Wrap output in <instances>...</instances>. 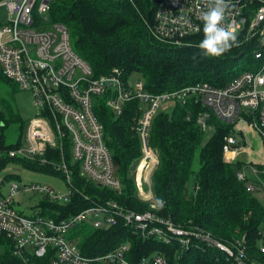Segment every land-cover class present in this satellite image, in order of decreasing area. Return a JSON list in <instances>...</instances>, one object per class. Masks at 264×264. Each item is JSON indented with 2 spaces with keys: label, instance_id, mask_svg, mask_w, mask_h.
<instances>
[{
  "label": "built area",
  "instance_id": "obj_1",
  "mask_svg": "<svg viewBox=\"0 0 264 264\" xmlns=\"http://www.w3.org/2000/svg\"><path fill=\"white\" fill-rule=\"evenodd\" d=\"M52 1L0 0V7L6 12L5 21H0V69L19 89L29 93L35 109L27 123L24 142L9 150V156L35 157L49 164L63 176L66 189L57 190L41 183L23 186L12 181L8 193L0 196V237L11 239L14 253L26 260L29 257L25 254L33 256L35 264H169L160 254L129 261L125 257L129 249L127 241L104 254L84 256L68 234L82 223L100 229L121 222L141 238H155L165 244L177 242V257L190 247L203 244L219 249L237 264H261L250 261L244 237L222 241L190 222L181 225L158 214L151 187L158 153L148 137L151 120L160 109H169L175 100L184 103L194 99L202 107L197 123L205 132L213 131L209 122L213 115L232 123L236 132L237 123L245 122L264 139V68L244 71L222 87L197 82L159 94L147 92L141 78L124 79L119 68L94 77L89 64L73 49L66 26L48 22ZM231 3L233 7L225 23L243 33L244 40L256 38L259 45L264 44V0H231ZM206 10L207 0H158L152 17V35L157 40L180 45L203 31L200 15ZM259 56L257 52L256 57ZM95 96H105L106 105L116 115L126 102H139L135 123L141 144L137 186L139 198L148 202L149 209L137 211L114 199H105L58 220L46 215L27 216L15 207V195L31 191L50 202L69 201L74 191L71 164L76 163L80 175L91 183L116 192L121 189L115 162L104 142L103 126L93 112ZM237 143L234 135L224 139L225 160L231 158ZM66 145L68 158L63 154ZM58 152L60 158L55 159ZM252 172L253 179L247 177L243 168L236 175L239 180L250 179L247 182L250 191L264 188V183L256 179L258 169L253 167ZM259 248L264 251V231Z\"/></svg>",
  "mask_w": 264,
  "mask_h": 264
},
{
  "label": "trees",
  "instance_id": "obj_2",
  "mask_svg": "<svg viewBox=\"0 0 264 264\" xmlns=\"http://www.w3.org/2000/svg\"><path fill=\"white\" fill-rule=\"evenodd\" d=\"M157 2L53 0L47 19L50 23L66 26L73 49L89 64L94 77L107 74L112 68L121 69L124 79L136 73L143 80L145 90L151 94L177 90L197 82L222 87L244 71L255 72L264 68V44L259 45L256 38L244 40L243 33L237 34L238 46H233L220 57H206L199 49L203 31L180 45L158 41L151 32ZM257 52L259 57H256ZM0 77L17 86L3 75L1 69ZM138 106V100L128 101L122 112L116 115L106 105L105 96L93 98V112L103 126L104 142L122 183L119 192L86 180L75 163L71 164L74 191L69 201L54 203L41 197L33 214L23 213L30 217L46 215L58 220L105 199H114L137 211L149 209L146 202L137 198L136 183L131 174L132 166L141 156L135 124ZM201 110V105L194 99L184 103L175 100L169 109H160L151 120L149 143L158 153L151 187L159 204L158 214L169 216L181 225L190 222L222 241L244 237L250 261L264 264V251L259 248L264 231V206L255 195L261 188L250 191L247 188L250 179L239 180L236 175L243 164L224 160V139L238 134L234 125L212 115L209 122L213 131L206 139V132L197 123V114ZM15 122L14 118L8 119L0 114V150L4 152L0 154V171L8 163L18 162L23 166L50 168L57 172L38 158L9 156L8 151L17 148L24 139L25 124L18 126L15 140L8 139L5 128L18 125ZM63 154L66 158L70 155L67 145ZM54 158L59 159L60 153ZM255 166L259 179L264 183V165ZM70 232V238L88 257L104 254L127 241L129 249L125 257L132 262L160 254L169 264H237L233 259H227L219 249L203 244L192 246L177 257V242L165 244L155 238H141L121 222L100 229L82 223ZM13 246L11 239L0 237V264H35L33 256L25 254L29 257L26 260L16 255Z\"/></svg>",
  "mask_w": 264,
  "mask_h": 264
},
{
  "label": "rangeland",
  "instance_id": "obj_3",
  "mask_svg": "<svg viewBox=\"0 0 264 264\" xmlns=\"http://www.w3.org/2000/svg\"><path fill=\"white\" fill-rule=\"evenodd\" d=\"M5 17H6L5 8L0 7V21L4 22ZM238 33L239 32H237V34ZM139 78L141 77L138 74L134 73L133 75L130 76V81H136ZM11 86H13L11 83L2 80V78L0 77V114L6 116L8 119L14 118L17 121L15 123H18V125L16 126L11 125L12 127L5 128L8 139L15 140L17 137V133L19 132L18 126H21L22 124H25V130H24L25 131L24 135H25L27 123L34 116L35 109L31 104L29 98L30 96L28 92L19 89L15 85L13 86L14 88L12 89ZM12 122L14 121L12 120ZM24 135L23 137H25ZM205 135H206L205 138L207 139L210 133L206 132ZM23 142L24 139L22 143ZM0 154L3 155L4 152L2 153L0 150ZM136 166L137 163L134 165V167L132 166L131 174H133L136 183L137 198L141 200L138 195L137 182L139 176L137 175ZM6 175L9 176L7 177ZM246 175L248 177L251 176V172L247 170ZM12 181L23 186L29 185L31 183H41V184H48L57 190L66 189L65 180L59 172H55L50 168L35 169L32 167L23 166L21 163L18 162L8 163L5 166V168L0 171V195H5L8 193V189ZM255 195L264 206V188L258 189L255 192ZM41 197L42 196L39 193L36 194L31 191H19L15 195V203H16L15 207L26 214H33L35 212V205L39 200H41ZM146 203L148 204V202ZM158 210H159V204H158L157 212Z\"/></svg>",
  "mask_w": 264,
  "mask_h": 264
},
{
  "label": "clouds",
  "instance_id": "obj_4",
  "mask_svg": "<svg viewBox=\"0 0 264 264\" xmlns=\"http://www.w3.org/2000/svg\"><path fill=\"white\" fill-rule=\"evenodd\" d=\"M231 7V0H207V10L200 15L203 38L198 45L204 56L220 57L238 46L236 29L231 23H225Z\"/></svg>",
  "mask_w": 264,
  "mask_h": 264
},
{
  "label": "crops",
  "instance_id": "obj_5",
  "mask_svg": "<svg viewBox=\"0 0 264 264\" xmlns=\"http://www.w3.org/2000/svg\"><path fill=\"white\" fill-rule=\"evenodd\" d=\"M237 126V149L231 153V156H229L231 158L226 161L241 162L244 172L246 173L249 170L251 172L249 177L253 179L255 176L252 174V168L256 167V164L264 165V139L245 122H239ZM257 180L259 181V176Z\"/></svg>",
  "mask_w": 264,
  "mask_h": 264
}]
</instances>
